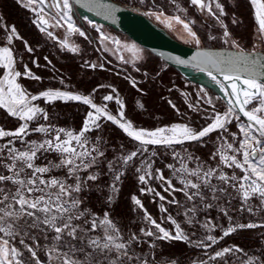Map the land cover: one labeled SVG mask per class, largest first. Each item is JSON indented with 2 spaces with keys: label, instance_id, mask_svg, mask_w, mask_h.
<instances>
[{
  "label": "snow or ice",
  "instance_id": "obj_1",
  "mask_svg": "<svg viewBox=\"0 0 264 264\" xmlns=\"http://www.w3.org/2000/svg\"><path fill=\"white\" fill-rule=\"evenodd\" d=\"M30 4L39 5L38 11L40 15L41 31H46L48 26L51 27H65L69 33H79L80 36H85V33L75 26L72 18V3L70 0H29ZM193 5H197L201 9H207L212 15H216L212 11L211 3H206L205 0H191ZM251 4L255 9V18L258 22V31L264 36V0H251ZM83 7L92 11L94 7L104 8L106 6L98 4L96 0H85L82 4ZM215 7L223 12L221 5L217 2ZM48 9V11H45ZM110 11V10H109ZM155 15L157 19H162L169 27L173 24L182 25L183 29L197 45L200 43L199 38L195 31H193L189 22L183 20L180 16L165 17L163 12L150 13ZM44 16H49L51 20L55 21L50 25L48 19H44ZM91 23V22H90ZM95 27V26H94ZM96 30L100 32V28ZM15 32V29H12ZM48 36L52 37L51 31L47 32ZM223 36L225 43L229 42L230 34L227 30L224 31ZM215 39V37H211ZM11 36L9 42H11ZM102 40H109L110 38L101 33ZM111 42L117 45V50H125L132 54L135 59H140V49L136 45H120V42L112 39ZM67 42L65 41V44ZM234 48L239 49L237 55H227L217 53H200L198 55L207 56L208 63L211 64L217 72L223 75V80L228 83L226 86L221 84V90L224 91L225 96L228 97L229 107L227 111L221 115L220 113H214L212 116V123L203 127L199 131L194 130L187 125H173L171 128H158L153 131L145 129H135L130 121L125 120L123 103L118 99L116 102L120 104V111L117 116L110 114L107 111V105L97 106L87 96L72 95L70 93L61 91H45L40 93L41 97L46 98L49 102L56 99L82 101L84 104L89 105L93 111H90L87 115V119L84 122L83 127L78 133L72 131H66L65 129L55 130V135L43 140L39 144L32 142L27 150L19 151L15 147L8 148L9 158L12 160L11 164H6L12 175L0 174V183L11 181L12 184L17 185L14 192L6 191L5 188L0 187V233L10 238H15L20 235L18 230V222L23 220V226L20 228H39L41 225L47 229L54 231L55 236L53 240L57 242L49 250L50 255L55 254V259H59L61 264H104L107 261L108 264H125L124 258H127L129 264L134 260H139V257L129 254V248L132 242L137 241L139 238L136 234H133L127 243L118 242L122 238L119 235V230L108 218L107 214L102 220L93 217L91 222L87 219L84 220V224L89 225L86 229L79 224L73 223L78 221L81 217L85 216L83 211H80L79 205L81 201L73 196V193L81 191V182L79 176L76 174L96 164L99 157L104 156V153L96 146L88 147L89 141L86 136L87 132L93 130V126L96 129L101 127L100 121L106 119L118 124V126L133 140L138 141L141 145H166L171 146L173 144H183L186 141H199L209 133L217 130H227L226 125L231 122V117H235L237 120L240 118V114L246 118V123L239 125L240 132L243 134L242 139L239 141V146L235 147L233 143L224 140L221 148L218 149L217 154L220 156L221 163L229 168L235 167L240 169L243 173L242 176L237 178L235 175L229 177L222 171L217 175V168L208 167L204 168L202 164H198L196 168L189 169L186 161H191L193 157L188 154L185 157H181L179 153H174V159L178 158L180 167L176 168L173 165H169L173 169L174 173H180V183L184 185L185 189H193L195 191H185L184 194L189 201L199 197L201 201L205 199L202 192V188L209 189L212 193V199H217L216 193H224L226 188H217L212 184V178L215 176L218 180L224 184L236 189L242 193L245 202L250 200L253 196H258L261 199V203H264V63H260L256 57V54H245L243 49H240L239 44L236 41H231ZM31 51V49H28ZM77 48H72V51H77ZM123 59V57H121ZM196 58H194L195 60ZM126 63L128 61H125ZM179 63H185V61H178ZM14 57L13 53L8 47H0V67L6 69V73L2 79H0V107H5L8 112L18 117L20 120L25 121L15 132H8L0 129V138L6 136H13L20 138L28 134V121L34 120L38 115H41L44 119H47V113L43 109L30 103L38 99L37 96L29 95L21 88L16 82L17 78L21 76L19 71H13ZM95 67V65H92ZM203 71L204 68L201 67ZM31 75V73H27ZM209 76L220 83L217 77L213 75L212 71L208 72ZM38 78V77H32ZM230 90V91H229ZM113 92L116 90L113 89ZM105 101H111L114 99L113 95H106L103 97ZM211 105V99L206 101ZM255 105L251 108L248 106ZM191 107V105H190ZM214 107V105H213ZM234 109H238V113L234 112ZM36 132L49 133L50 128L39 126L34 129ZM63 135V139H62ZM235 137V134H233ZM12 144V141L8 142ZM7 147V145L5 146ZM147 149H143L146 151ZM3 149H0L2 152ZM53 151L60 155L61 159L57 164H49V166H37L35 160L38 152ZM231 152V155L226 153ZM141 153V149L131 152L127 156L122 157L123 163L127 164L132 161ZM154 154V153H153ZM239 157V158H238ZM215 158V156H213ZM198 159V158H196ZM19 165V166H18ZM113 162H109V169L113 168ZM66 168L69 176H76L75 184H68L66 181L52 177L44 179V175L50 171L51 168ZM151 168L150 163L145 164L143 174L139 175L138 179L141 183H147L148 179L152 178L151 172L148 169ZM30 170V171H26ZM141 171L140 168L137 169ZM21 173H24V178H21ZM119 173L115 176V180L120 179ZM157 178L164 180L169 189H173L171 180H166L163 173L157 170ZM187 177H195L196 181L188 179ZM96 175H88L87 180H96ZM115 190V184L112 185ZM168 190V189H166ZM174 190V189H173ZM182 191L184 189H181ZM142 192H152L153 189H142ZM38 193V195H36ZM159 196V193H156ZM161 200H164V196H160ZM134 203L143 209L141 200L136 196L132 197ZM176 203L175 200L171 201ZM211 204H205V207H211ZM162 211H167L162 207ZM188 211H195V208ZM248 211H252L248 208ZM145 219L156 229L159 235L152 230L141 229L144 236L153 237L159 240H184L188 241V237L185 235L180 224H178L171 216L168 220L175 225V234L169 232L165 228L161 227L144 209ZM227 215V212H225ZM189 223L192 222V218H189ZM210 222L205 223L203 227L209 228ZM264 227V225H259ZM258 225L249 224H237L235 227L230 226L224 231V236H228L237 228H255ZM97 228H102L103 237H91L88 232H95ZM27 235V231L24 232ZM208 241L216 242L217 238L211 235L207 236ZM72 241H77L73 244ZM21 245H24L29 253H31L32 259L36 261V264H40L39 257L33 247L25 244V241L21 239L19 241ZM198 246L209 248L211 244H205L204 241H200ZM67 247V251H62ZM154 247V245H150ZM91 249V251H88ZM233 251H242V249L225 248L222 251H217L213 256L209 257V260H215L218 257H223L225 253ZM76 252L83 254L84 259H75L73 256ZM116 253L115 258H112L109 254ZM23 253L12 243L9 239H3L0 237V264H26L22 258ZM103 257V259H100ZM143 264H148L147 260L143 261ZM200 264H207V261H200ZM246 264H264V261H260L259 258L250 257Z\"/></svg>",
  "mask_w": 264,
  "mask_h": 264
},
{
  "label": "rangeland",
  "instance_id": "obj_2",
  "mask_svg": "<svg viewBox=\"0 0 264 264\" xmlns=\"http://www.w3.org/2000/svg\"><path fill=\"white\" fill-rule=\"evenodd\" d=\"M22 6H25V9L30 13L29 17L32 20V23L36 26L38 31L43 35V38L50 39L51 42H54L58 44L59 48H62L63 50L72 53V54H79L81 53V43L80 41L83 40L87 46L94 47L95 50H97L98 54L96 56V60L89 59L87 57L84 58V61L82 62L81 66L86 69L90 70H101L105 72H109L114 74V76H122L123 78L127 79L132 87L138 92L140 96H145L144 90L137 87L136 82H141L145 73L143 72L145 70L146 73H148V67H150V64L152 62H156L157 60L154 58L155 56L148 53L146 50L142 49L138 45L134 44L132 41H130L125 35L120 33L115 28L103 23L102 21L91 17L81 11H79L77 8H75L72 5V18L73 22L76 27H78L81 31L85 33V36H80L79 33H69L66 26L65 27H51L48 26L46 31H41V27H43L40 24V15H38V11H34L33 9H38L39 5L36 4H30L29 0H20ZM123 6L130 8L138 13L144 14L148 16L154 23L162 27L165 31H167L171 36H173L176 40H178L181 43L187 44L192 47H226V48H234L232 46L231 41H236L237 44H239L240 49L248 50V51H255L260 50L264 51V36L258 31V22L255 18V9L254 6L251 4V0H209V3L212 5V11L215 12V16L210 14L208 10H203L202 12L197 11L195 8H193L187 0H153V2L157 5H161L163 8V13L165 17H173V16H180L183 20L190 23V26L192 27L193 31L197 34V37L199 38L200 43L197 45L194 41L191 40L190 37H188L187 33L183 29L182 25L179 24H173L172 27H169L166 22H163L162 19H157L155 15H152L150 13H158L159 10H156L151 8L150 1L148 0H114ZM51 2V0H50ZM219 3L223 9V12L221 13L219 9L215 7L216 3ZM46 11V10H45ZM44 19L49 20V24L52 25L55 23V21L51 20L49 16H44ZM1 21V20H0ZM91 22V23H90ZM95 26V27H94ZM100 28V32L96 30V28ZM15 29L13 26H6L3 21L0 22V29L2 33V37L0 38V47H8L13 53L14 57V65H13V71H19L21 73V76L17 78V83L21 86V88L29 95V100L31 96H37L38 99L31 101L30 103L41 108V105L39 103L40 100H42L44 103L51 104L53 102L59 101V102H74V103H80L83 105V102L78 101H72V100H62V99H56L54 101L49 102L46 98L41 97L40 93L45 91H61V92H67V93H73L80 96H87L89 97L93 103H95L97 106H103L107 105V111L117 116V119H119V111L120 104L116 102V99H118L123 103V99L117 89L113 85H107L106 88L109 92H106L105 94L100 93L97 97L100 98V102H95L93 100L94 91L92 92V95H83L78 92L70 90L72 86L67 82L66 77H64V74L61 70H59L50 60L49 58L44 55V65L43 67L52 74L53 79H49V82L53 83L55 82L57 84V88H52L49 85H46L43 90L38 92L37 94L30 93L24 85L21 83L22 80H36L37 77L33 70L28 65L31 63L33 68L40 67L36 58L32 57L31 59L28 58L27 61H24L21 57V50L17 48L15 41L21 40V37L18 34V31L15 29V32H12V29ZM107 28L110 29V31L107 30ZM227 30L230 34L229 42L225 43V38L223 36L224 31ZM51 31L53 33V36H48L47 32ZM101 33H103L105 36L109 37V40H102L101 39ZM11 36V42H9V37ZM211 37H215V39H212ZM117 40L120 42V45H136L138 49H140V59H135L131 53L125 51V50H117V45L113 44L111 40ZM65 41L67 42L65 44ZM31 56H33L32 49L27 45L24 44L23 46ZM31 49L29 51L28 49ZM72 48H77V51H72ZM237 49V48H234ZM239 50V49H238ZM123 57V59H121ZM125 61H128L127 63ZM92 65H95V67H92ZM155 73H161L166 72L167 65L165 63H159L155 66ZM129 68V72L126 70ZM145 68V69H141ZM2 70V74L0 76V79L3 78V76L6 73V69L0 67ZM131 72V73H130ZM183 72L186 74H192V70L183 69ZM27 73H31V75H28ZM124 73H126L128 76H126ZM123 74V75H122ZM133 74H137L139 77H135ZM165 78L168 80L169 87L166 88V95L165 100L166 103L170 106V108L173 110L175 114V118L177 122H174L170 124L169 126H163L158 128H171L173 125H187L188 127L193 128L194 130L199 131L203 127L208 126L210 123H212V116L214 113H220L223 115L228 107L223 103V96L220 93H210L208 89L201 83L197 82L198 79L193 80H187L181 75L177 74H164ZM38 80V79H37ZM136 81V82H135ZM160 84H165L161 80L159 82ZM165 86V85H164ZM173 88V89H171ZM202 88L203 91L200 90ZM115 89L116 91L113 92L112 90ZM170 89V90H169ZM188 90L192 94L193 100L196 99L194 96L201 95L200 97L204 100L205 103H207V97L205 93L208 95V98L211 99V105L204 106L200 103L201 106H204V109H199L198 107L195 109L196 111L191 113L188 117L180 115L174 111L173 107L178 110L179 112H182L184 110V105L182 104V101L180 99V96L178 92L180 90ZM106 95H113L114 99L111 101H105L103 99ZM220 96L221 99H214V96ZM200 98V99H201ZM171 100V104L168 103V100ZM214 105V107H213ZM255 105V102L253 104L249 105V108L253 107ZM88 112L84 118L83 125L85 120L87 119V115L90 111H93V109L89 106ZM135 106L141 111L145 110L144 105L142 103V99L138 97L135 101ZM173 106V107H172ZM5 112L19 120L20 124L18 128L25 123V121L20 120L18 117L11 115L8 110L5 107H0ZM124 111V108L122 109ZM214 111V112H212ZM234 112L238 113V110L234 109ZM207 115L208 118L205 119L203 116ZM182 117V118H180ZM125 120L129 121L125 115ZM156 118V117H155ZM154 118V119H155ZM234 116L231 117V122L226 125V131L221 129L217 131H213L209 133L207 136L203 137L199 141H186L183 144H173L171 146L166 145H141L138 141L133 140L131 137H129L116 123H113L112 121H108L106 119H102L100 121V124L102 122H110L111 124L118 127L126 136L131 138L136 143V149H141V153L135 157V160L138 162V166L136 167L135 171H137L138 168L141 169L140 172H138L139 175L143 174V170L145 168L146 163L151 164V168L148 169V171L151 172L152 178L147 180V183H141L138 179V185L139 187V195H133L136 196L138 199L141 200V203L143 204V209H141L139 206H137L131 197V202L134 206V208L137 211L133 212V219L131 224H134L137 222L138 229L137 232H135V228L132 226H128L127 228H122L117 221L112 219L110 216V210L112 208L113 202L116 198V194L118 191V186L120 184V179L118 181L115 180V176L119 173H122V171L128 166L127 164L123 163L122 157L127 156L128 154H120V162L118 165L113 166V168L110 171L111 178L109 181V185L106 187L105 191V198L103 201V211L102 213H97L94 210H92L84 200L85 192L88 191V184L89 182H94L95 180H87L88 175H96L94 171V166L88 168L86 171L81 170L79 171L76 176H79L80 182H81V191L78 193H73V196L78 198L81 203L79 205L80 211H83L85 213V216L81 217L80 220L74 221L73 223L79 224L84 228H88L89 225L84 224V220L87 219L89 222H91L93 217L98 218V220H102L105 217V214H107L108 218L112 221V223L116 226V228L119 230V235L122 238L118 242H125L127 243L130 239V237L133 234H136L139 238L137 241L132 242L130 248H129V254L134 255V257H139V260H134L131 262V264H143L144 260L148 261V264H177L174 260L166 262L161 261L155 258L154 248L155 245L158 242H167L171 240H159L156 239L155 236L153 237H147L144 236L141 232V229L145 230H152L153 232H156L157 235L159 233L156 231V229L145 219V212L144 209L148 210L144 206V200H147L150 206L151 213L149 210L147 213L154 219L158 224L161 225V227L165 228L169 232H172L175 234V225L172 224L168 217L171 216L178 224H180L181 228L183 229L185 235L189 238L188 241L184 240H178L186 242L190 246H195L199 249H201L202 253H200V256L205 257L204 261H207V264H215L213 263L215 260L220 259L221 257L216 258L215 260H209L210 256H213L217 251H222L223 249L218 248L217 250L212 251L211 253L207 252L209 248H204L198 246L200 241H204L205 244H213L212 241H208L206 239L207 236L211 235L215 237V232H221L224 234V231L227 230L230 226L235 227L237 223H235L237 220L234 218V214L230 212L231 208V202L234 200V198L237 195V191L230 187L227 184H224L222 181L218 180L215 176L212 178V184L215 185L217 188H226L227 191L224 193L217 192L216 196L217 199H212L213 193L207 189L202 188V192L205 196V199L203 201L200 200L199 197H196L194 200L189 201L187 197L185 196L184 192H192L195 191L193 189H185L184 185L180 183L181 174L180 173H174L173 169L169 167V165H173L176 168L180 167L179 159H174V153H179L181 157H185L188 154H191L193 159L191 161H186L187 167L189 169H194L197 167L198 164H202L204 168L213 167L217 168V175L222 171L223 173L227 174L229 177L232 175H235L237 178L243 175L240 169H237L235 167L229 168L224 166L220 161V156L217 154L218 149L221 148V145L224 143V140L226 139L227 142L233 143L235 147L239 146V141L242 139L243 134L240 132V129L237 128V123H246V118L243 117L242 114H240L239 120L234 121ZM41 120L45 121V119L38 115L34 120L28 121V134L24 135L20 138L13 137V136H6L3 138H0V149H3L2 152H0V174L2 175H12L11 172H9L8 168L5 167L6 164H11L12 160L9 158L8 148L15 147L19 151L27 150L28 147L32 142H36L39 144L45 139L50 138V136L55 135V130L61 129L54 127L52 125H49L47 122H41ZM34 124V129L39 126H44L45 128H50L49 133H40L34 131V129L31 128L30 124ZM82 125V127H83ZM134 127V126H133ZM17 128V129H18ZM135 128V127H134ZM155 129H145V128H135V129H145L148 131H153ZM0 129H2L0 127ZM16 129V130H17ZM93 129H96L93 126ZM4 130V129H3ZM16 130H5L8 132H15ZM66 131H72L69 129H65ZM73 133H78L74 132ZM88 133V132H87ZM86 133V134H87ZM235 134V137L233 136ZM87 136V135H86ZM62 135V139H63ZM88 141V147L91 148L93 146H96L100 149V139L98 136H95L93 139H90L89 137ZM12 141V144H9L8 142ZM7 145V147H5ZM147 149L146 151H143V149ZM201 149L206 151L209 157V161H205L204 158L201 155L195 154V150ZM154 153V154H153ZM228 155H231V152L226 153ZM169 156V159L166 160V156ZM200 157V159H196L197 157ZM215 156V158H213ZM239 158V157H238ZM61 157L58 153L53 151H41L37 153V158L35 160V164L37 166H49V164H57L59 163ZM136 162V163H137ZM206 162V163H205ZM19 166V165H18ZM157 170H160V172L163 173L166 180H171L173 189H169L168 185L165 183L164 180H160L157 178ZM164 170V171H163ZM30 171V170H26ZM76 176H69L66 168H51L48 173L44 175V179H49L52 177L61 179L66 181L68 184H75L76 182ZM97 176V175H96ZM121 177V175H120ZM21 178H24V173H21ZM188 179H192L194 182L196 181L195 177H187ZM115 184V190L113 189L112 185ZM87 186V187H86ZM0 187L5 188L6 191H12L14 192L17 185L12 184L11 181L0 183ZM153 189L152 192H142V189ZM168 189V190H166ZM181 189H184L183 191ZM230 192V193H229ZM156 193H159V196L156 195ZM38 195V193L36 194ZM160 196H164L165 199L161 200ZM143 197V198H142ZM175 200L176 203H172L171 201ZM255 200H261L258 196L251 199L250 201L246 202V204H243L240 202L244 207H249L252 209L250 211L251 215V221H255L256 216L258 215V211L260 210V207L254 203ZM222 202L223 206H221ZM205 204H211V207H205ZM162 207L164 209H167V211H162ZM195 208V211H188L189 209ZM259 209V210H257ZM225 212H227V215H225ZM249 214V215H250ZM211 215H214L215 220H213ZM155 216L157 219H155ZM189 218H192V222L189 223ZM223 220H225V223L222 224ZM210 222L209 228L203 227L205 223ZM24 221L21 220L18 222V230L20 231V235L16 236L14 239L10 238L8 236H5L3 233H0V237H3V239H9L10 243L14 244L22 253H23V259L25 260L26 264H36V261L32 259L31 253L27 251L24 245H21L19 241L23 239L25 241V244L28 246H31L34 248V250L37 253V256L39 257L40 264H61V261L59 259H55V254L49 253V250L53 247L54 244H57L55 240H53V237L55 236L54 231L47 229L45 226L41 225L39 228H20L19 226H23ZM27 231V235L24 234V232ZM88 235L95 238L97 236L103 237L104 232L102 228H97L95 232H88ZM217 241V240H216ZM73 244H76L77 241H72ZM150 245H154V247H150ZM57 247L59 245L57 244ZM62 251H67V247L63 248ZM88 251H91V249H88ZM112 258H115L116 253H110L109 254ZM233 255V258L229 261L227 264H246L248 259L250 257L252 258H259L261 261L259 255L257 252H254L252 254L247 253H240L238 255ZM75 259L83 260L84 256L80 252H76L73 256ZM100 259H103V257H100ZM125 264H129V261L127 258H124ZM104 264H108L107 261H104ZM200 264V262L198 263Z\"/></svg>",
  "mask_w": 264,
  "mask_h": 264
},
{
  "label": "trees",
  "instance_id": "obj_3",
  "mask_svg": "<svg viewBox=\"0 0 264 264\" xmlns=\"http://www.w3.org/2000/svg\"><path fill=\"white\" fill-rule=\"evenodd\" d=\"M29 15L30 13L25 9L24 5L22 6L20 0H0V22L3 21L6 26L11 25L18 31L21 40H16L15 43L17 48L21 50V57L24 61H27L28 58L31 59L35 57L40 66L38 68H33L31 63L28 64L38 77V80L21 81L30 93L37 94L43 90L46 85L52 88L58 87L55 82H49V79H53L52 74L43 67L45 63L43 56L46 55L49 60L63 72L67 82L72 86L70 90L83 95H92L94 91L93 96L96 95V97L94 96L93 100L95 102H100V98L97 97L100 93L105 94L109 92L106 88L107 85H113L123 99V112L125 117L135 128L151 130L158 127L169 126L177 122L173 110L166 103L164 97L166 95V88L169 87L168 80L165 78L164 74L167 73L172 75L178 73L173 66L165 64L168 66V69L165 70L166 72L156 74L155 66L164 62L154 57L157 61L152 62L150 67L147 66L146 69H148V73H146L145 70L143 71L145 75L142 76V81H135L137 87L144 90L146 94L145 96H140L134 87L130 85L129 81L122 76H114V74L109 72L97 69L90 70L81 66L85 57L94 59L97 62L96 56L98 52L94 47L87 46V44L81 40V53H69L59 48L58 44L51 42L50 39L43 38V35L32 23ZM1 37L2 33L0 29V38ZM24 44H27L32 49L33 56L24 50ZM141 69L143 70L145 68ZM126 70L128 72L130 71L129 68ZM1 74L2 70L0 69V76ZM124 74L128 76L126 73ZM133 75L136 78L139 77L137 74ZM160 80L165 84H160ZM138 97L142 99L145 108L143 111L135 106V101ZM39 103L44 112L47 113V119H45V121L41 120V122H47L54 127L69 129L74 132H79L81 130L84 118L88 112V107L86 105L59 101L48 104L44 103L42 100H40ZM19 124V120L9 116L5 110L0 108V127L2 129L13 131L18 128ZM30 126L34 129V124L31 123ZM86 135L90 139L98 136L100 139V151L104 153V156L99 157L96 164L93 165L98 178L94 182H89L88 191L85 192L83 198L85 203L92 210L97 213H102L106 187L109 185L111 178L109 162H113L114 166L118 165L120 162L119 155L130 154L135 151L137 146L135 141L126 136L118 127L110 122H102L99 129H93ZM194 152L197 155L205 157V161H209L206 151L197 149ZM168 159L169 156L167 155L166 160ZM136 162L135 158L129 161L127 164L128 166L122 171L123 174L120 177L121 181L118 186L116 198L110 210V216L117 221L122 228L132 226L135 228V232H137L138 224L137 222L131 224V222L133 219V212L137 210L131 202V197L133 195H139L140 185H138V172L135 171L138 162ZM234 196H236L237 205L235 213L233 214L241 218L242 224H246V218H251L253 214H250V211H248L249 207H244L240 203L237 195L234 194ZM144 206L149 210L152 205H149L147 200H144ZM149 211L151 212V210ZM259 212L260 210L258 213ZM211 217L215 220L214 215H211ZM155 219H157L156 216ZM224 223L225 220H223L222 224ZM214 234L217 241L209 247L207 252L211 253L218 248L242 249V251L225 253L223 257L215 260L213 263L227 264L233 258L232 254H252L254 252L258 253L261 261H264V227L237 228L236 231L228 236H224L220 231ZM201 251V249L193 245L190 246L186 242L178 240L158 242L154 248L156 259L166 262L174 260L177 264H198L200 261H204L205 257L200 256V253H202Z\"/></svg>",
  "mask_w": 264,
  "mask_h": 264
},
{
  "label": "water",
  "instance_id": "obj_4",
  "mask_svg": "<svg viewBox=\"0 0 264 264\" xmlns=\"http://www.w3.org/2000/svg\"><path fill=\"white\" fill-rule=\"evenodd\" d=\"M70 2L79 11L115 28L134 44L160 59L165 64L173 66L179 75L187 80H193L196 77L195 75L184 73L183 69L200 73L212 71L213 75L223 76L208 63L207 56L198 54L217 53L223 54L224 56L229 54L235 56L239 52L238 49L234 48L192 47L181 43L162 27L154 23L148 16L127 8L114 0H96L98 4L106 7H94L92 11L82 6L85 0H70ZM49 3H51L50 0ZM194 6L200 9L197 5ZM45 10L48 11V9ZM244 52L245 54L254 52L256 54L255 58H257L260 63H264V51L244 50ZM194 58L196 59L194 60ZM180 60L185 61V63H179L178 61ZM201 67L204 68L203 71Z\"/></svg>",
  "mask_w": 264,
  "mask_h": 264
},
{
  "label": "crops",
  "instance_id": "obj_5",
  "mask_svg": "<svg viewBox=\"0 0 264 264\" xmlns=\"http://www.w3.org/2000/svg\"><path fill=\"white\" fill-rule=\"evenodd\" d=\"M43 26V25H42ZM44 27V26H43ZM48 28V27H47ZM108 31H110L109 28H107ZM168 69V66L167 68ZM192 74L195 75V80L198 79L197 82L203 84L210 93H220L222 96H223V103L229 107V104H228V97L225 96V93L224 91L221 90V84L223 85H227L228 83L230 82H226L223 80V76H217V80L220 81V83H217L216 81H214L211 76H209L208 73H200V72H196V71H192ZM230 91V90H229ZM249 107V106H248ZM238 110V109H236ZM230 193V192H229ZM221 203V206H223L222 202ZM254 203L256 205H258L260 207V212L258 213V215L256 216V219L255 221H251V218L248 217L246 218V222L249 224V223H253V224H256V225H264V203H261V200H255ZM236 205H237V200L234 198V200H232L231 202V208H230V212L231 213H235V209H236ZM237 221L235 223L237 224H242V220L241 218L239 217H234ZM246 223V224H247Z\"/></svg>",
  "mask_w": 264,
  "mask_h": 264
},
{
  "label": "built area",
  "instance_id": "obj_6",
  "mask_svg": "<svg viewBox=\"0 0 264 264\" xmlns=\"http://www.w3.org/2000/svg\"><path fill=\"white\" fill-rule=\"evenodd\" d=\"M148 1H150L149 3L151 4V8L150 9H154L153 7H155L156 8V10H159L160 12H163L164 10H163V8H162V6L161 5H156L154 2H153V0H148ZM188 2H189V4L193 7V8H195L197 11H200V12H202L203 10H207V9H199V8H196L192 3H191V1L190 0H187ZM205 2L206 3H209V0H205ZM171 89H173V88H171ZM170 90V89H169ZM200 90L201 91H203L202 90V88H200ZM178 94H179V96H180V99H181V101H182V104L184 105V110L182 111V112H179L178 110H176L173 106V109H174V111H176V113L177 114H179L178 116H180V115H183V116H186V117H188L189 115H191V113H193V112H195L196 110V108L198 107L199 109H203V110H205L206 111V109H204V106H209L210 104H208V103H205L204 102V100L200 97L201 95H196V96H194V98L196 97V99L195 100H193V98H192V94L188 91V90H185V89H183V90H180L179 92H178ZM205 95H206V97H207V100L209 99L208 98V95L205 93ZM201 98V99H200ZM221 99V97L220 96H217V95H215L214 96V99ZM168 100V103H170L171 102V100L170 99H167ZM172 103V102H171ZM170 103V104H171ZM200 103L202 104V105H204V106H201L200 105ZM172 105V104H171ZM190 105H191V107H190ZM212 112H214V111H212ZM180 118H182V117H180ZM203 118H205V119H207L208 118V116L207 115H205V116H203ZM237 119L236 118H234V121H236ZM241 124H244V123H242V121H240V123H237V128H239V125H241ZM198 159H200V157L198 156L197 157ZM206 163V162H205ZM236 190V189H235ZM237 191V190H236ZM237 196H238V198H239V201L240 202H242L243 204H246V202L244 201V199H243V196H242V193H240V192H238L237 191ZM256 196H253L251 199H253V198H255ZM250 199V200H251ZM250 200H248V201H250ZM247 201V202H248Z\"/></svg>",
  "mask_w": 264,
  "mask_h": 264
},
{
  "label": "bare ground",
  "instance_id": "obj_7",
  "mask_svg": "<svg viewBox=\"0 0 264 264\" xmlns=\"http://www.w3.org/2000/svg\"><path fill=\"white\" fill-rule=\"evenodd\" d=\"M67 93V92H66ZM70 94H72V95H77V94H73V93H70ZM63 100V99H62ZM72 101H74V100H72ZM78 102H82V101H78Z\"/></svg>",
  "mask_w": 264,
  "mask_h": 264
}]
</instances>
